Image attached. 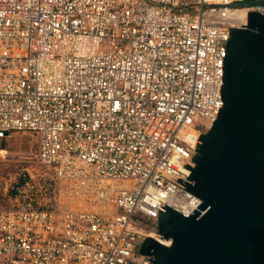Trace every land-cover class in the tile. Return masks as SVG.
<instances>
[{"label":"built area","instance_id":"2783aa9c","mask_svg":"<svg viewBox=\"0 0 264 264\" xmlns=\"http://www.w3.org/2000/svg\"><path fill=\"white\" fill-rule=\"evenodd\" d=\"M239 1L0 0V139L34 135L38 164L0 206V264H148L144 239L171 244L159 208L201 203L180 185L247 23L227 14L264 12Z\"/></svg>","mask_w":264,"mask_h":264},{"label":"water","instance_id":"95a60500","mask_svg":"<svg viewBox=\"0 0 264 264\" xmlns=\"http://www.w3.org/2000/svg\"><path fill=\"white\" fill-rule=\"evenodd\" d=\"M229 34L223 105L180 185L201 203L187 216L161 204L159 233L172 242L144 239L148 264H264V12Z\"/></svg>","mask_w":264,"mask_h":264},{"label":"rangeland","instance_id":"374dc122","mask_svg":"<svg viewBox=\"0 0 264 264\" xmlns=\"http://www.w3.org/2000/svg\"><path fill=\"white\" fill-rule=\"evenodd\" d=\"M36 137L30 133L14 131L0 139V206L8 207L12 193L25 174L37 168Z\"/></svg>","mask_w":264,"mask_h":264},{"label":"bare ground","instance_id":"6f19581e","mask_svg":"<svg viewBox=\"0 0 264 264\" xmlns=\"http://www.w3.org/2000/svg\"><path fill=\"white\" fill-rule=\"evenodd\" d=\"M247 12H248V9L246 8H241L238 10L230 11L227 14L226 18L229 19L234 25L243 24L246 21V18L248 16ZM1 151L6 152V150H3V149ZM160 241L166 244L169 243V241H164V240H160Z\"/></svg>","mask_w":264,"mask_h":264},{"label":"trees","instance_id":"16d2710c","mask_svg":"<svg viewBox=\"0 0 264 264\" xmlns=\"http://www.w3.org/2000/svg\"><path fill=\"white\" fill-rule=\"evenodd\" d=\"M235 5L239 7L250 6V5H264V0H242L236 2Z\"/></svg>","mask_w":264,"mask_h":264}]
</instances>
